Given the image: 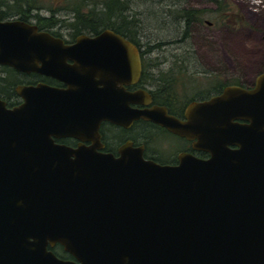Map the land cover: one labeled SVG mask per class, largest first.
I'll list each match as a JSON object with an SVG mask.
<instances>
[{"label": "water", "instance_id": "water-1", "mask_svg": "<svg viewBox=\"0 0 264 264\" xmlns=\"http://www.w3.org/2000/svg\"><path fill=\"white\" fill-rule=\"evenodd\" d=\"M0 64L67 85L19 87L26 101L11 110L0 101V264H264V72L252 89L191 102L181 120L130 107L147 98L124 87L141 76L140 53L109 29L67 46L35 25L0 23ZM140 119L209 158L161 165L130 143L100 152L103 122ZM57 243L77 262L48 251Z\"/></svg>", "mask_w": 264, "mask_h": 264}, {"label": "flooded vegetation", "instance_id": "flooded-vegetation-1", "mask_svg": "<svg viewBox=\"0 0 264 264\" xmlns=\"http://www.w3.org/2000/svg\"><path fill=\"white\" fill-rule=\"evenodd\" d=\"M12 2V0H0V3L8 8V11L0 8V23L20 20L19 17L14 16L11 12ZM40 14L43 15V12ZM26 23L37 26L39 32H47L55 38L62 39L67 46L77 44L78 37L81 35L97 36V34H76L73 30L60 25L46 27L38 24L35 19H30ZM129 41L137 47L140 53L141 76L134 83L125 85V90L129 93L142 91L147 94L146 99H137V101L130 103V107L136 110L152 109L155 106L166 107L170 115L184 120L185 110L188 106L184 107V105L189 101L186 93L188 91L187 84L189 83L190 58L186 54H163L164 52H179L176 47L182 41L174 40L155 44L142 39H137L135 42ZM68 64L72 65L74 63L68 61ZM37 66L40 68L43 64L38 63ZM171 70H173L174 74H170L167 77L161 75V73ZM40 85L56 89H67L65 83L37 70L21 71L10 65L0 64V101L5 103L8 109H14L25 103L26 99L21 97L18 92L19 87L36 88ZM255 85L256 81L246 88L252 89ZM219 87L220 85L213 86L214 95L205 99H197V101L209 100L221 94L227 86L223 89ZM172 110H175V112ZM156 133H162L177 139L180 141L181 146L176 148L171 146L168 141L165 142L158 139ZM100 134L101 142L104 146L100 152L112 153L115 156H119L121 147L130 143L132 148L143 150L146 160L155 161L161 165L177 166L179 164V155L182 153H189L201 159L209 158L207 153L195 151L192 142L186 138L173 134L168 129L151 121L142 119L135 121L129 128L105 121L101 124ZM54 141L59 145H65L72 149L78 148L82 143L75 137L54 138ZM84 145L85 147H90L92 143L85 142ZM48 251H51L61 261L77 262V259L59 243L54 246L49 245Z\"/></svg>", "mask_w": 264, "mask_h": 264}, {"label": "rangeland", "instance_id": "rangeland-1", "mask_svg": "<svg viewBox=\"0 0 264 264\" xmlns=\"http://www.w3.org/2000/svg\"><path fill=\"white\" fill-rule=\"evenodd\" d=\"M130 2V16L134 15L138 21L135 28L138 39L153 44L182 41L176 47L179 52L163 54L189 56L186 93L189 99L210 97L214 95L213 86L220 84L251 86L264 72V0H224L227 11L232 13L230 22L224 24L219 22L218 7L208 0ZM182 10L204 12L200 15L202 20L188 29ZM156 137L175 148L181 146L180 141L162 133H156Z\"/></svg>", "mask_w": 264, "mask_h": 264}, {"label": "trees", "instance_id": "trees-1", "mask_svg": "<svg viewBox=\"0 0 264 264\" xmlns=\"http://www.w3.org/2000/svg\"><path fill=\"white\" fill-rule=\"evenodd\" d=\"M11 12L14 16L19 17L23 22H29L35 19L38 24L46 27L60 25L69 28L76 34H99L104 30H112L128 40L135 42L137 34V18L130 16V0H12ZM53 1V4L52 2ZM214 6L218 7L219 22L221 24L230 22L232 13L227 11V5L224 0H208ZM57 5V6H56ZM0 8L7 10L6 5L0 3ZM43 12V15L40 13ZM47 13V14H44ZM182 18L186 22L188 29L193 24L201 21V13L198 10H182ZM67 16L68 18H64ZM181 18V19H182ZM240 19V18H239ZM242 23L241 20L238 21ZM228 26V24H227ZM187 28L186 32L187 33ZM189 31V30H188ZM145 74V72H144ZM174 74L173 70L161 73L163 77ZM229 85L220 84V89ZM243 86V85H241ZM244 87V86H243ZM190 98L188 102H192ZM185 103L184 107L188 105ZM175 112V110H172Z\"/></svg>", "mask_w": 264, "mask_h": 264}]
</instances>
